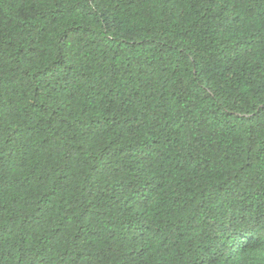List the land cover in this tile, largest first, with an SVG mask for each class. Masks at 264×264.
Instances as JSON below:
<instances>
[{
    "label": "trees",
    "instance_id": "trees-1",
    "mask_svg": "<svg viewBox=\"0 0 264 264\" xmlns=\"http://www.w3.org/2000/svg\"><path fill=\"white\" fill-rule=\"evenodd\" d=\"M0 264H264V0H0Z\"/></svg>",
    "mask_w": 264,
    "mask_h": 264
}]
</instances>
